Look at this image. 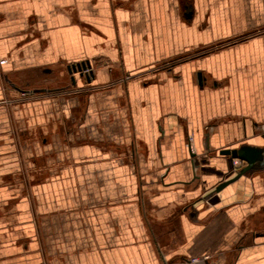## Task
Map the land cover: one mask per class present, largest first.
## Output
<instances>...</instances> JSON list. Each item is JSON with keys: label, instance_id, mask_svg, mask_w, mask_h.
<instances>
[{"label": "crops", "instance_id": "obj_1", "mask_svg": "<svg viewBox=\"0 0 264 264\" xmlns=\"http://www.w3.org/2000/svg\"><path fill=\"white\" fill-rule=\"evenodd\" d=\"M0 113L62 136L0 264H264V0H0Z\"/></svg>", "mask_w": 264, "mask_h": 264}, {"label": "rangeland", "instance_id": "obj_2", "mask_svg": "<svg viewBox=\"0 0 264 264\" xmlns=\"http://www.w3.org/2000/svg\"><path fill=\"white\" fill-rule=\"evenodd\" d=\"M62 72L55 70L50 82L37 80L30 89L68 87L72 82L68 77L63 81ZM18 87L27 88L26 85ZM16 106H22V101L16 102ZM34 122L30 113H0V227L15 223V227L21 229V224L28 220L22 214L25 198H32L34 186L55 173L59 152L55 143L60 142L62 136L47 132ZM33 202L37 210L38 203Z\"/></svg>", "mask_w": 264, "mask_h": 264}, {"label": "water", "instance_id": "obj_3", "mask_svg": "<svg viewBox=\"0 0 264 264\" xmlns=\"http://www.w3.org/2000/svg\"><path fill=\"white\" fill-rule=\"evenodd\" d=\"M90 68V63H78L76 65H71L68 66V72L70 74H79L80 77H85L87 80H90V77H92V74H88L86 72L87 69ZM202 76V75H200ZM202 77H199V79ZM10 83V85L16 89L19 90V88L11 83L10 81H8ZM71 84L66 87V88H70L71 86H76V79L74 76L71 77ZM46 89H37L34 90V93H38V92H45ZM221 155H227L230 156L232 159H240L242 161H244L246 163V165L238 172L236 173V177L233 179H230L229 181H226L222 184H220L216 191L219 192L221 190H223L225 187H227L228 185L238 181L242 176L246 175L247 173L255 170L257 167L256 164L260 163L262 164L264 161V149H260V148H255V147H251L248 145H243L238 149H234V150H223L221 151Z\"/></svg>", "mask_w": 264, "mask_h": 264}, {"label": "built area", "instance_id": "obj_4", "mask_svg": "<svg viewBox=\"0 0 264 264\" xmlns=\"http://www.w3.org/2000/svg\"><path fill=\"white\" fill-rule=\"evenodd\" d=\"M89 69L86 70L87 73H89ZM245 165V162L240 159H232V169L231 171L233 173H238ZM196 259H192L191 263L196 262Z\"/></svg>", "mask_w": 264, "mask_h": 264}, {"label": "trees", "instance_id": "obj_5", "mask_svg": "<svg viewBox=\"0 0 264 264\" xmlns=\"http://www.w3.org/2000/svg\"><path fill=\"white\" fill-rule=\"evenodd\" d=\"M215 50V47L206 49L205 53L213 52ZM22 90V89H20Z\"/></svg>", "mask_w": 264, "mask_h": 264}, {"label": "bare ground", "instance_id": "obj_6", "mask_svg": "<svg viewBox=\"0 0 264 264\" xmlns=\"http://www.w3.org/2000/svg\"><path fill=\"white\" fill-rule=\"evenodd\" d=\"M230 157V156H229Z\"/></svg>", "mask_w": 264, "mask_h": 264}]
</instances>
